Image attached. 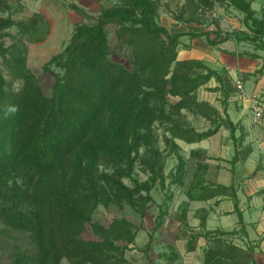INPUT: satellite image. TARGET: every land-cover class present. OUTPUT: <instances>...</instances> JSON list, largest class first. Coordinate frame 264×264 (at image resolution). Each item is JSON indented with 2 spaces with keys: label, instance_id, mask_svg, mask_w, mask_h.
I'll return each instance as SVG.
<instances>
[{
  "label": "trees",
  "instance_id": "trees-1",
  "mask_svg": "<svg viewBox=\"0 0 264 264\" xmlns=\"http://www.w3.org/2000/svg\"><path fill=\"white\" fill-rule=\"evenodd\" d=\"M215 2L228 3L241 12L248 31L171 33L159 22V0H119L116 6L102 10L95 23L76 25L65 49L44 66L54 77L51 95L28 68L23 38L5 45L2 38L16 23L0 18V58L5 70L0 73V219L7 228L28 234L32 243L15 255L13 264H62L65 258L82 264H109L113 251L124 259L125 250L135 242L132 224L116 219L104 227L94 222L92 215L98 205L111 200L135 205L134 192L116 169L125 164L131 170L132 153L139 151L142 137L152 135L156 122L167 123L165 131L174 150L179 149L175 139L198 143L226 127L235 148L228 161L232 173L235 164L252 154L251 146H242L247 134H237L239 124L229 118L227 109L223 119L217 108L195 97L212 79L219 84L213 91L225 93L232 82L229 73L212 69L201 60L178 59L184 36L206 37L213 47L230 40L247 41L264 52V15L256 17L250 0H185L175 19L194 22L201 7L211 8ZM188 11L191 16L185 18ZM112 25L117 27V46L130 53L132 69L110 59L108 29ZM16 26L20 36H35L34 20ZM15 83L20 84L18 89L13 88ZM169 96L180 98L172 107L178 113L193 106L214 128L198 132L175 121L167 110ZM177 159V173L184 175L185 161L179 153ZM102 161L112 163L114 172L100 171ZM257 173L255 170L253 176ZM197 182L202 185L189 191L188 198H232L238 225L249 239L235 187L203 179ZM206 220L207 214L200 217L204 230ZM88 227L96 240L84 238ZM228 234L219 230L192 235L187 251H194L203 235L209 242L204 264H218L222 259L256 264L254 249L223 239Z\"/></svg>",
  "mask_w": 264,
  "mask_h": 264
},
{
  "label": "rangeland",
  "instance_id": "rangeland-1",
  "mask_svg": "<svg viewBox=\"0 0 264 264\" xmlns=\"http://www.w3.org/2000/svg\"><path fill=\"white\" fill-rule=\"evenodd\" d=\"M159 1L161 2L159 22L171 33L188 34L190 31L212 33L216 30L223 33H232L238 30L248 31L243 24L244 15L228 3L215 2L211 8L201 7L195 15V21L186 23L185 21L178 22L175 19L185 0ZM250 1L252 8L256 11V17L262 19L264 0ZM0 3L2 4L0 18H11L16 25L19 23L30 24L34 20V28H36L34 37L28 34L20 36L18 27L14 25L6 30V35L2 40L8 46L15 38H23L28 47V68L37 76L44 92L51 95L54 77L51 72L44 70V66L53 56L65 49L76 25L95 23L101 12H86L78 3H74V0H12L11 2L0 0ZM74 5L83 10L85 15L77 11ZM190 16L188 11L185 18ZM116 29L117 27L114 25L108 29L111 45L110 59L132 69L129 51L117 46ZM181 42L180 49L188 46L195 47L193 52L201 57L205 64L221 73L227 71L232 78L231 86H226L225 93L213 91L219 84L215 79H212L196 91L195 97L198 101L207 102L217 108L223 119L227 118L224 113L225 108L230 119L237 121L241 118L238 122L237 134H247L242 146L244 149L248 146L253 148V144L257 151L246 160L235 164L233 169L238 170L240 183L248 187L247 184L254 180L252 172L257 170L256 176L258 174L261 176L264 171V52L247 41L236 43L234 40H230L218 47H213L208 44L206 37L192 39L184 36ZM245 54L259 57L254 59ZM52 70L55 73L59 72V69L55 67H52ZM261 70H263L262 73ZM0 73L5 74L1 58ZM237 81H241L243 92L237 88ZM19 85L15 83L13 88L18 89ZM168 99V112L172 114L175 121L184 127L198 129L200 132L214 128V123L206 120L195 107L190 106L178 113L172 107L178 104L180 98L169 96ZM254 104H257L262 111L257 121L252 109ZM242 121L249 124L247 126L249 131L246 130ZM166 127L167 123L156 122L152 135L140 139L139 151L133 152L130 157L131 170L125 164H121L116 169V172L123 176V183L134 192L135 205L130 206L125 202L111 200L106 205H98L93 212V221L104 227H109L116 219H125L133 226L136 236L134 244L125 250L124 259H121L119 252L113 251L111 255L113 259L109 264H204V252L209 246L207 238L203 235L198 238L196 248L192 252L187 251L188 241L192 235L214 231L207 228L205 230L201 227L196 228L193 225L194 209H190L185 195L194 188L188 190L186 167L188 162L196 160L201 162L202 170L198 173V179L212 183L211 180H208L213 178L212 173L208 174L207 172L209 164L217 166L219 161L221 162L219 169L232 168L231 164L227 165L226 162H222L223 159L215 157V153L226 154L224 153L226 143L222 140L221 146L217 150L211 145L210 154L201 152L200 155L192 154L191 157H188L191 146L181 143L182 147L179 146L178 150H174L169 142L171 136L165 131ZM223 128H225V132L230 133L226 127ZM157 151L159 153H156ZM178 153L185 161L184 175L177 173ZM161 167H163L162 173H160ZM99 169L106 173L114 172L113 164L107 161H102ZM196 185V189H198L202 184L197 182ZM205 204L206 208L201 211L200 217L207 214L208 208H212V203ZM223 232H229L223 239L244 249L252 247L256 264H264V236H258L253 240L247 239L239 225L232 230ZM84 238L96 240L90 227L86 229ZM31 244L28 234L7 228L0 219V264H13L15 255L21 249L31 247ZM62 264H82V262L65 258ZM218 264L246 263L237 259H222Z\"/></svg>",
  "mask_w": 264,
  "mask_h": 264
},
{
  "label": "crops",
  "instance_id": "crops-1",
  "mask_svg": "<svg viewBox=\"0 0 264 264\" xmlns=\"http://www.w3.org/2000/svg\"><path fill=\"white\" fill-rule=\"evenodd\" d=\"M74 3H78V5L80 7H83V10L86 12H101L104 9L112 8L115 4L119 3V0H74ZM194 49L195 47L191 48L189 46L185 47L184 49L181 48L179 50L178 59L202 61V58L197 56V54L193 52ZM240 119L241 118H239L237 121L234 119L231 120L234 123H238ZM242 123L246 127V130L249 131V128L247 127L249 124L245 121H242ZM224 130L225 128L222 127L217 134L198 143L188 144L180 139H175V141L180 147H182L181 143L191 146L188 155V157H191L192 152H202L210 154V146L213 145L215 147L213 148L217 150V148L221 146V142L223 140L226 143V146H224V153L226 154L215 153V157L223 159L222 162H226V164L228 165V161L231 160L234 156L235 148L230 133L225 132ZM197 131L200 132L198 129ZM248 137L250 138V136ZM252 146L254 148V152L252 153L253 155L257 150L256 146H254L253 144ZM184 157L187 159L186 156ZM200 163L201 162L196 160L188 162L187 164L186 172L188 179L186 180V184L189 186L188 190L197 187L196 183L198 180V173L202 170V164ZM219 163L221 162L218 161L216 164L217 166L209 164L210 166H208L207 172L208 174L212 173L213 178H210L208 180H211V182L214 184H221L224 186L233 185L237 190L238 199L240 201L239 208L243 214L246 231L249 238L253 240L258 236H264V193L260 194V192L264 189V171H262L261 176H259V174L255 176L254 180L250 182V184H247L246 182L248 187H245L242 183H240V180L238 179L237 169H234V173L231 172V168L228 169L226 167L224 169H219ZM221 165L224 166L223 164ZM190 173H192V175H189ZM185 196L187 203L190 204V209H194V227H200L199 214L203 209L206 208L205 203H212V208H208L207 212L206 228L208 230L229 231L238 226L239 216L237 213H235L234 201L229 196H216L208 201H191L188 198V193Z\"/></svg>",
  "mask_w": 264,
  "mask_h": 264
},
{
  "label": "built area",
  "instance_id": "built-area-1",
  "mask_svg": "<svg viewBox=\"0 0 264 264\" xmlns=\"http://www.w3.org/2000/svg\"><path fill=\"white\" fill-rule=\"evenodd\" d=\"M236 86L240 91L243 92V85H242L241 81H237ZM252 109H253V114H254L255 120L257 121L259 119V117L261 116L262 111L257 104H254Z\"/></svg>",
  "mask_w": 264,
  "mask_h": 264
}]
</instances>
